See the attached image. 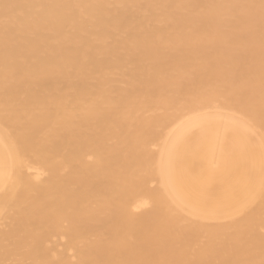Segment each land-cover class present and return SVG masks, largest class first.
<instances>
[{
	"label": "bare ground",
	"instance_id": "6f19581e",
	"mask_svg": "<svg viewBox=\"0 0 264 264\" xmlns=\"http://www.w3.org/2000/svg\"><path fill=\"white\" fill-rule=\"evenodd\" d=\"M0 264H264V0H0Z\"/></svg>",
	"mask_w": 264,
	"mask_h": 264
}]
</instances>
